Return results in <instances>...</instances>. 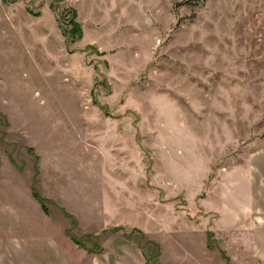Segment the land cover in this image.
Returning <instances> with one entry per match:
<instances>
[{
  "label": "rangeland",
  "instance_id": "obj_1",
  "mask_svg": "<svg viewBox=\"0 0 264 264\" xmlns=\"http://www.w3.org/2000/svg\"><path fill=\"white\" fill-rule=\"evenodd\" d=\"M255 217L264 0H0V264H258Z\"/></svg>",
  "mask_w": 264,
  "mask_h": 264
},
{
  "label": "crops",
  "instance_id": "obj_2",
  "mask_svg": "<svg viewBox=\"0 0 264 264\" xmlns=\"http://www.w3.org/2000/svg\"><path fill=\"white\" fill-rule=\"evenodd\" d=\"M244 213H247V212L245 211ZM250 225L264 227V217H257V218L255 217V218H253L252 220H250ZM244 226H248V224L245 223ZM244 239L243 238H239V237L237 239V237H233V239L230 238V242L233 243V241L235 240L236 242H239V243L242 242V243L245 244L247 241H246V239L245 240ZM250 240H252V238H250ZM253 241L259 242V246L257 247V253H258V259L256 258L257 261H258L257 263L258 264H264V232L263 233H259L258 235L255 234L253 236ZM236 246H237L236 248L239 249V251H244V253H246L245 250H244V249H246L245 247H243L242 245H236ZM143 264H145V261H143Z\"/></svg>",
  "mask_w": 264,
  "mask_h": 264
}]
</instances>
